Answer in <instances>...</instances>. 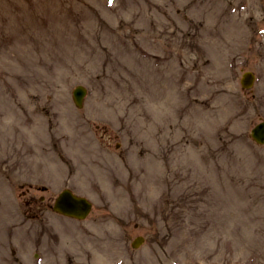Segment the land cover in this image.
<instances>
[{
    "label": "rangeland",
    "instance_id": "rangeland-1",
    "mask_svg": "<svg viewBox=\"0 0 264 264\" xmlns=\"http://www.w3.org/2000/svg\"><path fill=\"white\" fill-rule=\"evenodd\" d=\"M262 120L264 0H0V264H264Z\"/></svg>",
    "mask_w": 264,
    "mask_h": 264
},
{
    "label": "water",
    "instance_id": "water-1",
    "mask_svg": "<svg viewBox=\"0 0 264 264\" xmlns=\"http://www.w3.org/2000/svg\"><path fill=\"white\" fill-rule=\"evenodd\" d=\"M255 81V74L252 71L244 73L241 83L244 88H250ZM87 89L83 85H78L73 90L74 101L78 107L83 106ZM252 137L261 144H264V121L257 124L251 132ZM92 209V202L84 197L75 194L70 189L63 190L57 197L54 210L67 216L77 219H85ZM143 242L142 237H137L134 246H138Z\"/></svg>",
    "mask_w": 264,
    "mask_h": 264
},
{
    "label": "bare ground",
    "instance_id": "bare-ground-1",
    "mask_svg": "<svg viewBox=\"0 0 264 264\" xmlns=\"http://www.w3.org/2000/svg\"><path fill=\"white\" fill-rule=\"evenodd\" d=\"M92 248H93V250H91V253H93V254L96 253L95 255H97V253L99 252V250H98V245L95 244V246H93ZM93 254H92V255H93ZM93 256H94V255H93Z\"/></svg>",
    "mask_w": 264,
    "mask_h": 264
}]
</instances>
